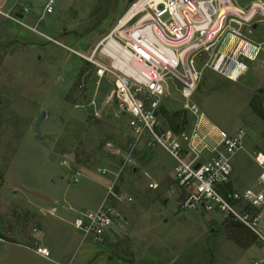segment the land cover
I'll return each mask as SVG.
<instances>
[{
    "label": "rangeland",
    "instance_id": "1",
    "mask_svg": "<svg viewBox=\"0 0 264 264\" xmlns=\"http://www.w3.org/2000/svg\"><path fill=\"white\" fill-rule=\"evenodd\" d=\"M45 1L0 0V264L264 262V248L236 223L181 211L176 163L162 148L146 140L126 165L108 151L107 143L129 149L128 118L107 103L112 79H98L74 52L89 55L118 26L128 0H54L52 14L44 12ZM243 72L238 66L232 82L206 70L193 96L212 126L248 134L245 151L232 161L234 191L254 185L252 157L264 152V69L254 65L244 78ZM179 88L169 84L162 118L189 130L194 120ZM111 186L122 220L101 240L84 239L73 219L96 210Z\"/></svg>",
    "mask_w": 264,
    "mask_h": 264
},
{
    "label": "built area",
    "instance_id": "2",
    "mask_svg": "<svg viewBox=\"0 0 264 264\" xmlns=\"http://www.w3.org/2000/svg\"><path fill=\"white\" fill-rule=\"evenodd\" d=\"M54 4L46 0L44 12L52 14ZM261 27L264 3L260 1L243 6L237 0H135L89 55L74 53L93 67L98 79H112L107 103L117 105L128 118L130 147L124 151L107 143L111 155L126 165L144 141L159 146L176 163L173 187L182 195L181 211L216 214L237 223L264 248V152L252 157L258 167L254 185L228 190L233 158L245 151L248 134L243 130L228 134L212 126L193 103L206 70L232 81L230 73L238 66L243 67V78L254 65L264 69ZM98 55L109 65L98 61ZM173 82L180 84L184 109L194 120L189 130H174L163 121L162 101ZM115 196L111 186L96 210L77 212L71 225L84 239L101 240L120 223L121 214L110 198ZM35 253L50 257L45 248Z\"/></svg>",
    "mask_w": 264,
    "mask_h": 264
},
{
    "label": "water",
    "instance_id": "3",
    "mask_svg": "<svg viewBox=\"0 0 264 264\" xmlns=\"http://www.w3.org/2000/svg\"><path fill=\"white\" fill-rule=\"evenodd\" d=\"M135 0H128V4H132ZM46 119V112H42L39 117L37 118V120L35 121V124H34V127H33V130L34 132L37 134L39 133L42 125H43V122L44 120ZM42 137L41 136H38V140H41ZM257 247L258 248H261V245L260 244H257Z\"/></svg>",
    "mask_w": 264,
    "mask_h": 264
},
{
    "label": "trees",
    "instance_id": "4",
    "mask_svg": "<svg viewBox=\"0 0 264 264\" xmlns=\"http://www.w3.org/2000/svg\"><path fill=\"white\" fill-rule=\"evenodd\" d=\"M161 112H162L163 115H166V114H165V110H164V108L161 109ZM169 126H170L172 129H174V130H176V129L178 128V126L175 125L174 122H170V123H169ZM227 189L231 190V184L228 185ZM236 224H237V223H236ZM237 225H239V224H237ZM239 226H240V225H239ZM240 227H242V226H240ZM242 228L245 229L244 227H242ZM245 230H246V229H245ZM253 238H254V243L256 244V238H255L254 236H253Z\"/></svg>",
    "mask_w": 264,
    "mask_h": 264
},
{
    "label": "bare ground",
    "instance_id": "5",
    "mask_svg": "<svg viewBox=\"0 0 264 264\" xmlns=\"http://www.w3.org/2000/svg\"><path fill=\"white\" fill-rule=\"evenodd\" d=\"M237 68H235L234 70L231 71V73H230L231 79H236V76H237Z\"/></svg>",
    "mask_w": 264,
    "mask_h": 264
},
{
    "label": "crops",
    "instance_id": "6",
    "mask_svg": "<svg viewBox=\"0 0 264 264\" xmlns=\"http://www.w3.org/2000/svg\"><path fill=\"white\" fill-rule=\"evenodd\" d=\"M230 184H231V182H230ZM228 190H229V189H228ZM230 191H233V190L231 189ZM111 233H112V232H111ZM111 233H110V234H111ZM255 246L257 247V245H256V244H255Z\"/></svg>",
    "mask_w": 264,
    "mask_h": 264
}]
</instances>
